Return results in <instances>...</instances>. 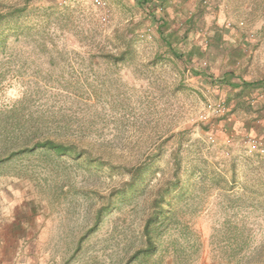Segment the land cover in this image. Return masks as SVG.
<instances>
[{"label":"rangeland","instance_id":"1","mask_svg":"<svg viewBox=\"0 0 264 264\" xmlns=\"http://www.w3.org/2000/svg\"><path fill=\"white\" fill-rule=\"evenodd\" d=\"M97 1L0 0V264L264 263V0Z\"/></svg>","mask_w":264,"mask_h":264},{"label":"trees","instance_id":"2","mask_svg":"<svg viewBox=\"0 0 264 264\" xmlns=\"http://www.w3.org/2000/svg\"><path fill=\"white\" fill-rule=\"evenodd\" d=\"M136 1H137L138 5L148 7L153 1H159L161 6H163L167 0H136ZM20 10L21 9L19 7H13L11 9H8L4 13L0 12V23L4 19L12 17L16 12H20ZM159 34L162 37V40L168 45V43H169V42H167L168 38L164 37L162 31ZM1 43L6 44L5 41L0 42V44ZM171 53L174 57H177L180 59L182 58V56H180V54L175 53V51H171ZM125 54H126V51H122L119 55L113 56L112 58L116 61L122 60V59H124ZM222 82L224 83L227 81L222 79V81H220V83H222ZM229 85L235 89H238V92H239L238 95H240V94L244 93L245 91L249 90L250 88H253L254 86L264 87V78L260 81L241 80V81L236 82V83L235 82L229 83ZM37 148L48 149V150L54 151L58 154H64V153L74 154V153H77V144L74 141L69 140V139H58V138H53V137L37 138V139L32 141L31 145H24L22 147V149H20V150L26 151V150H34ZM174 162L176 165V168H175V178L176 179L173 182L167 183L165 189L163 191H160L159 197L153 200L152 210H151L150 214L148 215V217L145 219L144 224H143V236L145 239V247L143 249L136 251L132 255L131 258H135V256H137L138 253H141V252L147 253L149 251H152L155 247V233H156L155 222L157 221V219H158V217L162 211V207H161L162 200H164L165 195L168 194L169 187L170 186L175 187L179 182L178 170L180 169V159L177 155H175V157H174ZM126 168H127V172L130 175V178H129V181L127 182V184L130 187H132L133 184L135 183L136 179L138 177H140L141 174L143 173L144 165L141 163V164H137L135 166L126 167ZM99 218H100V213L97 214L95 224L98 222ZM262 264H264V263H262Z\"/></svg>","mask_w":264,"mask_h":264},{"label":"crops","instance_id":"3","mask_svg":"<svg viewBox=\"0 0 264 264\" xmlns=\"http://www.w3.org/2000/svg\"><path fill=\"white\" fill-rule=\"evenodd\" d=\"M3 244H4V241H1V242H0V249H1V250H4V249H5Z\"/></svg>","mask_w":264,"mask_h":264},{"label":"built area","instance_id":"4","mask_svg":"<svg viewBox=\"0 0 264 264\" xmlns=\"http://www.w3.org/2000/svg\"><path fill=\"white\" fill-rule=\"evenodd\" d=\"M97 2H99V0ZM218 110H220V109H216L217 112H218Z\"/></svg>","mask_w":264,"mask_h":264}]
</instances>
